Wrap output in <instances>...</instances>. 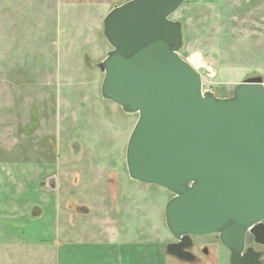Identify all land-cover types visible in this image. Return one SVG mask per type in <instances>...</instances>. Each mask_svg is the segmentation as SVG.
Returning a JSON list of instances; mask_svg holds the SVG:
<instances>
[{
	"label": "rangeland",
	"instance_id": "rangeland-1",
	"mask_svg": "<svg viewBox=\"0 0 264 264\" xmlns=\"http://www.w3.org/2000/svg\"><path fill=\"white\" fill-rule=\"evenodd\" d=\"M120 4L0 0V264H164L173 195L130 178L138 114L101 94L103 21ZM171 19L206 91L224 98L264 78V0H189ZM53 174L56 192L41 186ZM194 240L197 259L213 245L230 264L217 235Z\"/></svg>",
	"mask_w": 264,
	"mask_h": 264
},
{
	"label": "water",
	"instance_id": "water-1",
	"mask_svg": "<svg viewBox=\"0 0 264 264\" xmlns=\"http://www.w3.org/2000/svg\"><path fill=\"white\" fill-rule=\"evenodd\" d=\"M189 0H120L104 18L112 46L97 64L101 94L138 121L127 145L129 176L173 195L165 254L198 261L195 237L217 235L230 264H264V78L250 77L219 97L180 55L183 24L171 17ZM56 174L41 182L50 192ZM76 212L88 215L86 206ZM208 250L206 249V253Z\"/></svg>",
	"mask_w": 264,
	"mask_h": 264
},
{
	"label": "crops",
	"instance_id": "crops-1",
	"mask_svg": "<svg viewBox=\"0 0 264 264\" xmlns=\"http://www.w3.org/2000/svg\"><path fill=\"white\" fill-rule=\"evenodd\" d=\"M206 247H207L206 249L208 250V252L207 253L201 252L203 257H199L197 263H185V262L179 261L176 258L170 257L164 253L165 254L164 264H219L220 262L216 257V255L218 254L216 248L213 245L206 246Z\"/></svg>",
	"mask_w": 264,
	"mask_h": 264
},
{
	"label": "flooded vegetation",
	"instance_id": "flooded-vegetation-1",
	"mask_svg": "<svg viewBox=\"0 0 264 264\" xmlns=\"http://www.w3.org/2000/svg\"><path fill=\"white\" fill-rule=\"evenodd\" d=\"M217 237H218V236H217ZM249 237H252V236L249 235L248 238H249ZM173 241H174V240H173ZM173 241H171V242H173ZM247 241H248V239H247ZM194 242H195V240H194ZM197 245H198V244H196V242H195V247L192 249V252H193V253H194V251L197 249V247H198ZM257 246H258V245H257ZM247 247H248V246H247ZM260 247H261V246H260ZM206 248H207V247L204 245V246L200 249V251H201L202 253H204V252H206ZM261 248H262L261 251L264 250L263 247H261Z\"/></svg>",
	"mask_w": 264,
	"mask_h": 264
}]
</instances>
